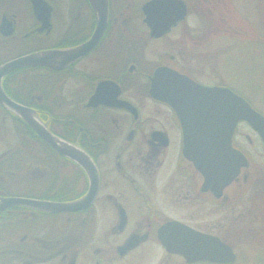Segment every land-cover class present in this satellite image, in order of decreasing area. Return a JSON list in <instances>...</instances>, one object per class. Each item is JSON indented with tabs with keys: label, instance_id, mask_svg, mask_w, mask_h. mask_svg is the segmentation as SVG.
Wrapping results in <instances>:
<instances>
[{
	"label": "flooded vegetation",
	"instance_id": "af4514ba",
	"mask_svg": "<svg viewBox=\"0 0 264 264\" xmlns=\"http://www.w3.org/2000/svg\"><path fill=\"white\" fill-rule=\"evenodd\" d=\"M221 2L0 0V68L36 53L80 50L63 67L9 71L0 86L83 159L60 155L0 103V203L93 196L73 212L2 209L0 264H149L154 251L176 256L158 239L166 223L206 233L209 202L216 206L236 180L219 198L203 190L164 98L185 88L183 78L228 87L225 34L209 31L205 16Z\"/></svg>",
	"mask_w": 264,
	"mask_h": 264
},
{
	"label": "water",
	"instance_id": "95a60500",
	"mask_svg": "<svg viewBox=\"0 0 264 264\" xmlns=\"http://www.w3.org/2000/svg\"><path fill=\"white\" fill-rule=\"evenodd\" d=\"M105 9L104 5V12ZM79 51L71 48L18 58L0 68V79L2 75L21 67H63L75 61ZM55 65L59 67H54ZM176 76L183 78L177 74ZM182 81H185V88L172 89L164 100L179 117L183 131V154L202 174L203 190H210L219 198L223 190L237 179L240 171L249 165L246 157L231 145L236 126L240 122L246 123L257 133L264 147V116L227 87L209 88L188 79L183 78ZM152 95L155 96L154 87ZM0 103L13 111L60 155L73 162L82 159L77 157L78 153L73 147L52 136L32 112L7 98L1 86ZM92 197L91 195L80 201L64 203L21 198L4 199L0 203V211L10 206H22L47 213L73 212L87 205ZM158 239L167 253L182 257L186 264H233L237 259L232 247L219 237L195 231L177 222L163 225L158 230Z\"/></svg>",
	"mask_w": 264,
	"mask_h": 264
},
{
	"label": "rangeland",
	"instance_id": "374dc122",
	"mask_svg": "<svg viewBox=\"0 0 264 264\" xmlns=\"http://www.w3.org/2000/svg\"><path fill=\"white\" fill-rule=\"evenodd\" d=\"M205 16L212 21L209 31L225 34L224 84L264 115V0H222ZM233 143L246 154L249 165L216 206L209 202L205 230L233 248L237 256L233 264H264V147L245 123L235 129ZM163 255L154 251L149 264H185L177 256Z\"/></svg>",
	"mask_w": 264,
	"mask_h": 264
}]
</instances>
